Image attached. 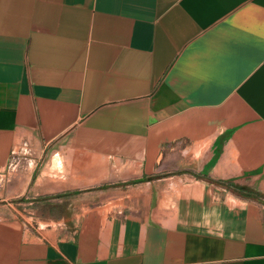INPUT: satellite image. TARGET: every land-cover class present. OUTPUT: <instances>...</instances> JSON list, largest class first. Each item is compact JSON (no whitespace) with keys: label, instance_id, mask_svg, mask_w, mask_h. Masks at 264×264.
I'll return each instance as SVG.
<instances>
[{"label":"crops","instance_id":"crops-1","mask_svg":"<svg viewBox=\"0 0 264 264\" xmlns=\"http://www.w3.org/2000/svg\"><path fill=\"white\" fill-rule=\"evenodd\" d=\"M24 143L81 201L0 264H264V0H0V177Z\"/></svg>","mask_w":264,"mask_h":264},{"label":"rangeland","instance_id":"rangeland-1","mask_svg":"<svg viewBox=\"0 0 264 264\" xmlns=\"http://www.w3.org/2000/svg\"><path fill=\"white\" fill-rule=\"evenodd\" d=\"M35 152V147L30 143L19 146L11 158L6 175L0 177V214L20 220L34 230L44 231L49 227V221L72 215L71 201L78 200L76 204H79L81 199L60 193L40 196L35 194L32 185L31 190H25L32 171L37 174L49 172L48 153H44L41 161L36 163L33 162ZM58 160L53 161L57 164L54 166L61 168Z\"/></svg>","mask_w":264,"mask_h":264}]
</instances>
